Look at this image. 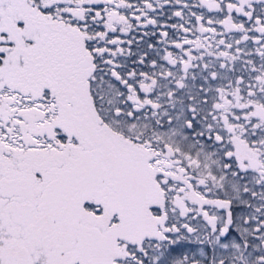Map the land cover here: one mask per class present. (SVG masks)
Returning <instances> with one entry per match:
<instances>
[{
  "label": "snow or ice",
  "instance_id": "1",
  "mask_svg": "<svg viewBox=\"0 0 264 264\" xmlns=\"http://www.w3.org/2000/svg\"><path fill=\"white\" fill-rule=\"evenodd\" d=\"M0 264H264V0H0Z\"/></svg>",
  "mask_w": 264,
  "mask_h": 264
}]
</instances>
